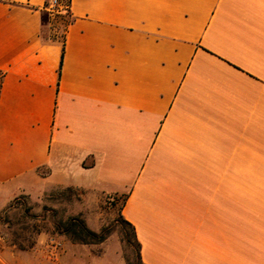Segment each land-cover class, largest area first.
<instances>
[{
	"label": "crops",
	"instance_id": "0c3cea01",
	"mask_svg": "<svg viewBox=\"0 0 264 264\" xmlns=\"http://www.w3.org/2000/svg\"><path fill=\"white\" fill-rule=\"evenodd\" d=\"M47 3L0 0V210L121 195L144 264H264V0ZM0 264L125 263L39 234Z\"/></svg>",
	"mask_w": 264,
	"mask_h": 264
},
{
	"label": "rangeland",
	"instance_id": "374dc122",
	"mask_svg": "<svg viewBox=\"0 0 264 264\" xmlns=\"http://www.w3.org/2000/svg\"><path fill=\"white\" fill-rule=\"evenodd\" d=\"M43 24L44 36H51L53 33L57 36L61 35L63 21L59 16H50L48 19L44 17ZM122 199L121 195H102L97 200L94 195L73 188H56L36 198L19 195L12 199L7 207L0 210V235L4 236L6 245L28 249L34 245L39 234L47 237L64 235L55 230V223L76 215L82 218V213L87 212L100 221L99 227L91 220L86 221L90 229L99 231L105 227L108 231L101 243L93 244V251L101 253L104 247H109L115 250L125 264H138L135 260L136 245L131 231L118 220ZM253 217L254 211L246 208L244 210L246 223H251ZM122 228L127 232L128 241L123 238Z\"/></svg>",
	"mask_w": 264,
	"mask_h": 264
},
{
	"label": "trees",
	"instance_id": "16d2710c",
	"mask_svg": "<svg viewBox=\"0 0 264 264\" xmlns=\"http://www.w3.org/2000/svg\"><path fill=\"white\" fill-rule=\"evenodd\" d=\"M66 2L68 3L69 0H66ZM44 17L48 19L49 13L47 11L43 12L42 20L44 19ZM59 17L63 21V30H62L61 35L57 36L55 33H53L51 36H49V38H46L44 36H42V38L49 39V40H58L61 42V44H63L65 28L67 24L70 22V18L68 17L65 19V15H60ZM2 77H3V73L0 71V84H1ZM118 220L121 224H124L129 227L131 231L132 239L136 245L135 260L138 264H144L140 258V243L136 238L134 227L121 216L120 212H119ZM54 228L57 232L66 235L71 241L82 243V244L101 243L108 234L107 228L105 227H103L99 231L91 230L85 224L84 220L80 216H77V215L71 216L65 221H60L58 223H55ZM122 235H123V238L126 241H128L127 232L123 228H122Z\"/></svg>",
	"mask_w": 264,
	"mask_h": 264
},
{
	"label": "built area",
	"instance_id": "2783aa9c",
	"mask_svg": "<svg viewBox=\"0 0 264 264\" xmlns=\"http://www.w3.org/2000/svg\"><path fill=\"white\" fill-rule=\"evenodd\" d=\"M60 7H62L61 0H48L47 9L49 12H54L56 9H59Z\"/></svg>",
	"mask_w": 264,
	"mask_h": 264
}]
</instances>
